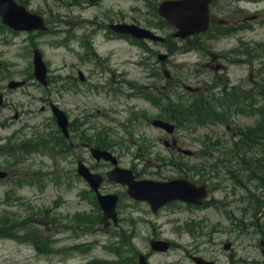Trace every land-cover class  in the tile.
Returning <instances> with one entry per match:
<instances>
[{
	"label": "rangeland",
	"instance_id": "374dc122",
	"mask_svg": "<svg viewBox=\"0 0 264 264\" xmlns=\"http://www.w3.org/2000/svg\"><path fill=\"white\" fill-rule=\"evenodd\" d=\"M159 1L99 0L89 3V0H28V7L44 17L46 29L16 33L0 30V170L8 171V177L0 180V264H98L101 259L112 257L102 245L115 244L118 240L110 235L118 228L99 232L96 226V235L92 240L99 245L89 252L92 257H64V248L73 242L67 240L65 232H61L57 236L63 239L52 244L53 250L58 252L48 257L41 256L44 259L35 257L32 246L29 247V243L25 245L19 238L24 232L17 228V222L28 215L34 214L33 217L40 219L43 215L35 213L47 209L50 217L60 218V224L64 213L68 210L71 214L76 212L72 208L80 207L78 211L82 212L91 210L87 200L78 199V190L86 188L84 183L75 182L74 189H67L63 184L62 168L75 167L72 161L74 154L89 166L96 163L89 151L80 145L81 141L74 150L67 151L66 160L57 153L52 139L48 140L56 128L50 109L40 110L42 105H48L47 100L57 103L68 114L72 126L80 127L84 138H96V131H99L104 141L110 138L118 143L115 154L121 166L133 167L141 177L155 179L179 176L175 167L185 169V174L191 172L188 167L201 160L202 154L196 150L205 134L224 139L220 140L222 142L226 140L227 132L231 134L236 127L254 123L253 116L236 114L230 118L228 127H200L190 133L183 125L175 137L196 155L182 156L179 164L173 166L167 165L164 160H154L153 157L158 154L170 156V151L160 140L167 135L154 128L150 118L145 116L146 111L149 114L157 112L144 95L151 93L152 89L154 92L157 90L153 84H158L159 76L154 74H164L167 69L172 73L176 70L183 78L192 80L194 85L205 87L211 73H205L203 66L211 56L218 54L225 59L231 56V49H244V41L263 39L264 42V23L252 30L233 28L228 34L220 33L225 36L210 35L201 40L202 46L197 40L188 45L187 42L178 44L171 39L166 44L176 51L177 44L201 48L186 55H177L178 65L174 67L171 64L162 66L157 58L159 53H164V44L148 41L142 47L131 38L109 36L105 26L116 20L156 27L158 33L166 34L155 15L154 7ZM224 4L220 0L214 8L217 12L224 10L220 19L237 20L241 16L234 11V7L226 8ZM256 9L264 18V7L250 6V10ZM148 46L153 55L148 53ZM35 48L42 52L49 68L52 89L45 91L37 87L33 78L32 51ZM92 51L97 55H93ZM254 51L256 49L251 44L247 52L250 58ZM200 60H204L203 65H198ZM244 67L246 63L245 66L228 63L223 71H210L214 78L226 74L234 81L244 78L245 83L242 84L246 85L249 80ZM79 72L85 76L84 81L79 79ZM262 72L257 81L264 79V68ZM10 80H26L27 85L9 90L6 85ZM37 137L40 139L36 141ZM22 139L28 141L24 144ZM32 142L40 146L30 147ZM234 160L237 161V158ZM182 162L184 165L180 167ZM240 164L238 161L232 165L237 173L235 178L231 179L224 172L222 179L212 181L207 178L212 181V189L209 205L203 208L170 206L152 214L147 205L133 204L119 185L105 183L103 191L118 192L121 199L120 224L130 227L128 235L134 233L131 241L136 249L149 255L151 264H195L191 255L213 260L215 264H264V207L259 211L252 205L255 200L263 201L264 186L261 180L250 179V174L239 169ZM96 167L103 168L104 164ZM71 200L77 204H70L69 209ZM71 219L68 225L77 224ZM7 220H10L9 225H5ZM186 222L191 225L190 228L185 227ZM21 227L27 229L23 225ZM35 227L40 229L44 226L36 224ZM156 234L171 239L174 247L166 253L151 252L148 239ZM225 242L231 243L227 250L224 249Z\"/></svg>",
	"mask_w": 264,
	"mask_h": 264
},
{
	"label": "water",
	"instance_id": "95a60500",
	"mask_svg": "<svg viewBox=\"0 0 264 264\" xmlns=\"http://www.w3.org/2000/svg\"><path fill=\"white\" fill-rule=\"evenodd\" d=\"M209 0H197L195 4L187 5L184 7L185 13L181 17L174 16L177 8L169 10L167 4H162L159 9L160 13H163L166 17L172 20L183 32L182 35L189 34L191 32L199 31L206 26L207 4ZM0 12L3 16V21L16 29H32L43 28L42 19L36 15L29 14L23 7L16 5L13 0H0ZM119 31L130 32L138 37H150V33L147 30L139 29L135 26L119 27ZM34 64L35 75L39 80L45 83L46 69L44 63L41 60V54L34 51ZM18 82H12L9 86L13 87L19 85ZM53 112L57 118L58 125L64 134L67 135V118L65 114L57 107L53 106ZM156 125H161L167 129H171V125L162 121H154ZM170 127V128H169ZM93 155L97 158L110 159L113 163L116 162L115 158L107 151L92 149ZM79 172L82 174L91 184L97 189L99 184V177L95 179L96 175L89 173L88 169L80 164ZM3 174L0 173V176ZM110 179L128 183V192L139 199H147L154 207L168 201L172 198L191 199L194 197H203L205 192L203 188L194 189L188 183L182 180L171 181L168 183H154L148 181H142L135 183L129 176L126 175V171L121 169H114L108 173ZM115 197L111 195L99 196L101 205L104 209V217L114 216ZM153 247L156 249H166V244L161 242L153 243ZM140 262L146 264L141 257Z\"/></svg>",
	"mask_w": 264,
	"mask_h": 264
},
{
	"label": "trees",
	"instance_id": "16d2710c",
	"mask_svg": "<svg viewBox=\"0 0 264 264\" xmlns=\"http://www.w3.org/2000/svg\"><path fill=\"white\" fill-rule=\"evenodd\" d=\"M221 107L225 105V103L219 104ZM195 110L189 112L188 115H191L195 122L198 124H208L217 120V116L215 115L216 112V103L211 102L210 100H206L204 102H199L198 104L194 105ZM261 111V119L258 123L245 131L240 132L242 135V140L240 142L252 149L253 157L247 159L248 169L251 171L253 175L261 176L264 174V104L257 108ZM223 121V120H222ZM97 144H102L100 141H96ZM103 145V144H102ZM259 151V157H255V152ZM134 262V260H133ZM119 264H133L130 260H119Z\"/></svg>",
	"mask_w": 264,
	"mask_h": 264
},
{
	"label": "flooded vegetation",
	"instance_id": "af4514ba",
	"mask_svg": "<svg viewBox=\"0 0 264 264\" xmlns=\"http://www.w3.org/2000/svg\"><path fill=\"white\" fill-rule=\"evenodd\" d=\"M215 1H217V0H215ZM215 1L212 3V4H214L215 3ZM226 1V3L227 4H229V5H238V4H240V3H242V4H244V6H260V5H264V0H225ZM258 12L257 13H255V14H246V15H244L243 17H242V19L239 21L240 22V24H241V27L243 28V29H246V28H248V20H250V19H252L253 21H258ZM223 22H224V24L225 25H227V26H229L230 24H231V21L230 20H222ZM223 22H221V23H223ZM171 60V57H168V54H167V57L164 59V64H166V63H168L169 61ZM259 60H256L255 62H258ZM207 65H210V64H207ZM166 74L169 76V73L168 72H166ZM249 76H250V78H251V80H253V73L250 71V73H249ZM165 82H166V80L164 79V80H162V89H163V91H166L165 90V88H166V85H165ZM253 82H254V80H253ZM185 88H187V89H191L190 87H188V86H185ZM172 91H174V89L172 90ZM163 96H165V97H167L166 95H163ZM72 145V144H71ZM172 146H174L175 148L177 147V145L175 144H172ZM78 158H76V160H77ZM69 216V215H68ZM68 216H67V218L66 219H68ZM78 227L80 228L81 227V225H78ZM63 228L65 229V230H67L66 228H68V224H63ZM75 231H76V233H78V231L75 229ZM76 233H74V232H71V237L70 238H72V239H77V238H79V236L80 235H77Z\"/></svg>",
	"mask_w": 264,
	"mask_h": 264
}]
</instances>
